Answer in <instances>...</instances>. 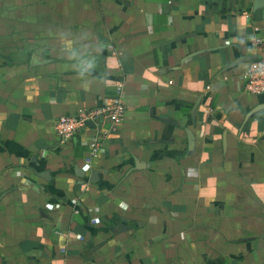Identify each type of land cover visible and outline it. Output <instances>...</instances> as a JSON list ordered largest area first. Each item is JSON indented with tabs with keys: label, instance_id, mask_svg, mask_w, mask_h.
Returning a JSON list of instances; mask_svg holds the SVG:
<instances>
[{
	"label": "crops",
	"instance_id": "obj_1",
	"mask_svg": "<svg viewBox=\"0 0 264 264\" xmlns=\"http://www.w3.org/2000/svg\"><path fill=\"white\" fill-rule=\"evenodd\" d=\"M254 4L0 0V264H264V94L241 78L264 55ZM120 82L95 156L92 128L57 138Z\"/></svg>",
	"mask_w": 264,
	"mask_h": 264
},
{
	"label": "built area",
	"instance_id": "obj_2",
	"mask_svg": "<svg viewBox=\"0 0 264 264\" xmlns=\"http://www.w3.org/2000/svg\"><path fill=\"white\" fill-rule=\"evenodd\" d=\"M255 30H257L255 28ZM252 46L257 47L259 40L252 39ZM241 78L244 81V91L247 94L258 96L264 94V55L258 60L249 61L247 67L242 71ZM126 111L124 85L122 82L115 87L112 97L103 105L92 110H80L73 116H60L55 122L56 136L59 140H69L79 131L87 129L86 121L94 124L93 134L87 144L89 154L95 156L100 148L102 139L111 130H116L122 123ZM210 111V110H209ZM109 128H105V123ZM56 210L57 206H50Z\"/></svg>",
	"mask_w": 264,
	"mask_h": 264
},
{
	"label": "water",
	"instance_id": "obj_3",
	"mask_svg": "<svg viewBox=\"0 0 264 264\" xmlns=\"http://www.w3.org/2000/svg\"><path fill=\"white\" fill-rule=\"evenodd\" d=\"M264 7V0H255L254 9H258ZM258 60L257 56H250L244 59V61H255ZM86 126L88 128H94V124L91 121H86ZM74 171L79 177H82L84 174L81 170H79L77 167L74 168ZM99 174V171L93 170L90 175V183H95L97 181V175Z\"/></svg>",
	"mask_w": 264,
	"mask_h": 264
}]
</instances>
